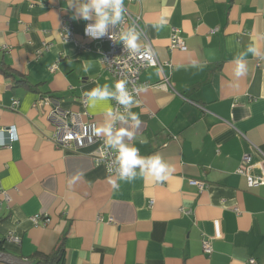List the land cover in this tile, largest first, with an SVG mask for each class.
Returning <instances> with one entry per match:
<instances>
[{"label":"crops","instance_id":"0c3cea01","mask_svg":"<svg viewBox=\"0 0 264 264\" xmlns=\"http://www.w3.org/2000/svg\"><path fill=\"white\" fill-rule=\"evenodd\" d=\"M123 7L141 17L160 62L143 70L148 85L129 108L138 128L129 114L127 122L115 118L113 97L89 104L86 92L97 86L115 90L101 61L108 44L86 37L90 22L73 20L66 0H0V65L13 73L0 71V129L15 127L18 136L8 146V133L0 134V251L32 261L64 241L62 264H264V185L249 186L238 171L249 154V173L264 175V56L247 52L264 53V0H123ZM64 24L75 40L65 39ZM174 30L185 48H171ZM240 56L247 70L237 78ZM48 98L55 104L41 102ZM72 115L110 124L113 134L133 131L125 143L141 157L161 156L174 172L162 182L121 181L95 163L99 139L57 144V127Z\"/></svg>","mask_w":264,"mask_h":264},{"label":"built area","instance_id":"2783aa9c","mask_svg":"<svg viewBox=\"0 0 264 264\" xmlns=\"http://www.w3.org/2000/svg\"><path fill=\"white\" fill-rule=\"evenodd\" d=\"M130 28H134L136 32L139 34L144 41V45L141 47L139 52H130L128 49L124 47L122 41H119V33L121 30H127ZM114 35L115 40L110 39L109 36H105L100 39H92L95 42L99 43H107L108 48L105 50H100L101 53V61L104 66V69L109 72L117 81H125L126 88L128 89L130 95L134 98V101H138L140 99L141 91L147 87V83L141 79V74L144 69L152 66L160 65V62L157 59V55L155 52L154 45L151 40L146 35L142 25H141V17L131 15L124 8V17L123 21L120 25L115 26L110 29V34ZM64 36L66 40H75L74 32L71 26L64 24ZM89 38L88 36H86ZM77 41V40H76ZM84 48H89L88 45L82 44ZM171 48H185V40L179 35L177 30H174L171 37ZM151 54L153 64H149V61L146 60L141 53ZM165 82L169 83V78H165ZM142 90H138L141 89ZM114 100V116L118 119L119 116L123 115L126 118L129 114V108L126 109L124 105L118 103V101L113 97ZM46 104H55L51 99H45L41 101ZM18 101H14V104H17ZM41 103V104H42ZM83 105H87V99H83ZM57 108H55L54 111ZM69 112L65 111L67 115ZM73 116V115H72ZM96 127V123L91 120L86 122L82 121L80 115L73 116L70 120L64 121L57 127V131L55 133V140L59 146L70 148V147H84L88 144H92L98 139L101 144L97 148V150L93 154V159L96 164L103 165L107 169V172L111 175L118 176V166L115 162L116 151L110 146L105 144L107 139L102 137H97L93 135L92 129ZM4 132L8 133L9 142L5 143L8 146H11L14 141L18 139L15 127H6L0 129V134ZM4 144V145H5ZM251 162V155L245 154L243 157V163L238 169V171L247 176L248 185L258 186L264 185V175H252L248 171V164ZM198 186L202 189L205 184L203 182H196ZM5 198L9 200V196L5 193ZM0 207H1V199H0ZM42 218L41 215H35L31 219L35 223H38ZM51 221L50 218L45 219V223H49ZM216 235L215 237H221L220 231V223L219 221H215ZM12 240L19 242V237H10ZM212 239L206 238L203 241V249L207 254L212 253ZM249 264H258L256 259H249Z\"/></svg>","mask_w":264,"mask_h":264},{"label":"clouds","instance_id":"9594fccd","mask_svg":"<svg viewBox=\"0 0 264 264\" xmlns=\"http://www.w3.org/2000/svg\"><path fill=\"white\" fill-rule=\"evenodd\" d=\"M68 9L73 10V20H83L90 23L86 24L84 29L85 35L92 39H100L105 36H109L110 39L115 40L114 35L110 34V29L118 26L122 23L124 17L123 0H66ZM165 21H162L159 25H154L158 30L163 26ZM119 41H122L124 47L130 52H139L141 45L139 41V34L134 28L127 30H121L119 33ZM247 52L253 56H264V53L260 51L258 47L250 46ZM149 64H153L151 54L141 53ZM236 67L234 74L237 78L243 76L247 70L246 64L244 63L243 56L235 58ZM197 65H193L195 67ZM87 70V68H85ZM114 91L109 90V85L97 86L96 88L86 92L90 106L95 109L102 102L107 101L109 97H114L118 103L125 106L126 109L130 108L134 101V98L130 95L126 88L125 81H117L114 84ZM139 91L142 90L138 89ZM104 114L112 116L113 111L111 108H104ZM129 117L134 123L135 127H139L141 120L136 113L129 112ZM119 120L127 122L125 116L121 115L118 117ZM94 136L105 135L107 140L105 144L115 149L116 156L115 162L118 166V177L121 181L132 182L140 177H152L157 182L166 181L174 172V167L165 162L161 156L152 155L149 157H141L139 150L125 143V138L131 140L134 136V132L127 128H120L113 134L112 126L101 125L93 127L92 129ZM137 168L139 172H137ZM110 183L114 188L118 187L115 180H110Z\"/></svg>","mask_w":264,"mask_h":264},{"label":"trees","instance_id":"16d2710c","mask_svg":"<svg viewBox=\"0 0 264 264\" xmlns=\"http://www.w3.org/2000/svg\"><path fill=\"white\" fill-rule=\"evenodd\" d=\"M0 71L3 72L5 75L13 76V73L4 66L0 65ZM22 83L27 84L28 81L22 80ZM65 259V243L59 245L55 252L52 254H43V253H36L32 257L31 264H62Z\"/></svg>","mask_w":264,"mask_h":264},{"label":"water","instance_id":"95a60500","mask_svg":"<svg viewBox=\"0 0 264 264\" xmlns=\"http://www.w3.org/2000/svg\"><path fill=\"white\" fill-rule=\"evenodd\" d=\"M0 261H5L7 264H29L32 262L29 260H21L20 257L1 251H0Z\"/></svg>","mask_w":264,"mask_h":264}]
</instances>
